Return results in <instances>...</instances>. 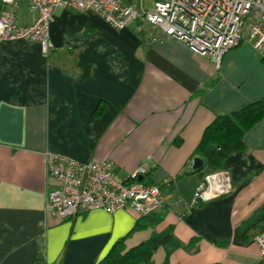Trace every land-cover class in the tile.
<instances>
[{
  "label": "crops",
  "instance_id": "0c3cea01",
  "mask_svg": "<svg viewBox=\"0 0 264 264\" xmlns=\"http://www.w3.org/2000/svg\"><path fill=\"white\" fill-rule=\"evenodd\" d=\"M36 16L19 5L20 25ZM49 40L48 56L38 43L0 40V264H96L118 241L127 251L153 234L169 235L154 264H264L253 241L264 230V118L222 163L230 191L191 203L207 174L191 169L204 129L264 97L251 44L216 68L181 41H147L136 24L115 30L92 11L65 8L54 11ZM47 152L111 159L123 181L146 165L140 180L161 186L163 206L146 217L129 207L47 215L45 195L59 187L46 177Z\"/></svg>",
  "mask_w": 264,
  "mask_h": 264
},
{
  "label": "built area",
  "instance_id": "2783aa9c",
  "mask_svg": "<svg viewBox=\"0 0 264 264\" xmlns=\"http://www.w3.org/2000/svg\"><path fill=\"white\" fill-rule=\"evenodd\" d=\"M0 1V40L38 43L44 56L53 48L49 40L53 13L65 8L92 11L115 30L136 24L147 41H181L192 53L209 57L216 68L228 50L245 41L264 57V0ZM23 2L37 15L26 26L17 20ZM44 160L46 177L59 182L58 189L48 190L45 195V212L59 220L73 219L95 209L113 213L125 207L138 217H146L163 206L161 186L140 180L146 165L133 170L123 181L111 159L83 163L47 152ZM229 191L228 172H210L197 184L191 203L207 202ZM253 241L264 259V230L254 235Z\"/></svg>",
  "mask_w": 264,
  "mask_h": 264
},
{
  "label": "trees",
  "instance_id": "16d2710c",
  "mask_svg": "<svg viewBox=\"0 0 264 264\" xmlns=\"http://www.w3.org/2000/svg\"><path fill=\"white\" fill-rule=\"evenodd\" d=\"M262 63L264 66V57ZM263 118L264 97L228 115L215 117L204 129L193 153V156H198L203 160V168L199 172L221 170L222 163L229 154L243 149L244 133ZM179 143L178 140L174 142L175 145ZM190 172H182L179 176ZM168 242L169 235L153 234L148 241L125 251L123 240H120L96 264H154L151 260L153 252L158 246Z\"/></svg>",
  "mask_w": 264,
  "mask_h": 264
},
{
  "label": "water",
  "instance_id": "95a60500",
  "mask_svg": "<svg viewBox=\"0 0 264 264\" xmlns=\"http://www.w3.org/2000/svg\"><path fill=\"white\" fill-rule=\"evenodd\" d=\"M202 168H203V160L200 157H198V156L193 157L192 164H191V169L193 171H199Z\"/></svg>",
  "mask_w": 264,
  "mask_h": 264
},
{
  "label": "rangeland",
  "instance_id": "374dc122",
  "mask_svg": "<svg viewBox=\"0 0 264 264\" xmlns=\"http://www.w3.org/2000/svg\"><path fill=\"white\" fill-rule=\"evenodd\" d=\"M148 6L150 7V3L148 4ZM207 173H210V172H207Z\"/></svg>",
  "mask_w": 264,
  "mask_h": 264
}]
</instances>
